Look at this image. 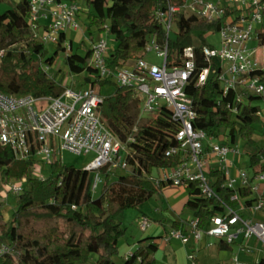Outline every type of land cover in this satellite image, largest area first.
I'll list each match as a JSON object with an SVG mask.
<instances>
[{
    "label": "trees",
    "instance_id": "16d2710c",
    "mask_svg": "<svg viewBox=\"0 0 264 264\" xmlns=\"http://www.w3.org/2000/svg\"><path fill=\"white\" fill-rule=\"evenodd\" d=\"M7 0H0V4ZM93 13L87 11L92 24L115 35L117 45L108 51L109 66H118L127 60L142 56L146 52L144 44L148 36L155 35L159 42L166 38L163 25L155 18L154 10L159 0H81ZM171 4L182 0H169ZM264 2V0H261ZM28 0H18L0 12V90L6 93L28 92L34 95H57L65 85L64 76H58L60 69L49 74L41 67L44 62L54 65L59 49L49 53L45 45L34 39L29 24ZM177 31L169 37L167 65L180 64L183 48L192 44V33L217 32L223 23L220 19L199 18L181 8L176 14ZM90 31V29H89ZM133 39H139L132 43ZM59 46V44H58ZM77 49L67 54L65 60L69 71L78 76L80 85L91 84L103 95L100 113L108 128L121 141H126L134 132L139 116V98L133 89L115 85L109 94L101 92L110 80L97 77L95 68L89 63L91 46L81 41ZM201 45H196V73L208 63L201 53ZM222 67L211 62L204 84L189 83L186 91L191 94L196 110L194 125L205 130L208 137L217 134L223 127L231 143L246 141L245 152L253 176L264 171V145L254 138L255 124L261 122L260 105L254 100L264 96L247 93L245 101L238 104L239 110L233 114L227 107L234 94L224 93L218 75ZM134 104V106H133ZM178 122L168 113H157L138 123L134 141L128 142L127 161L130 172H120L112 177L103 168L104 178L98 195L91 190L93 171L85 167L64 164L55 158L51 163L48 177L30 175L32 161L18 160L13 150L0 144V193L6 183L26 176L28 185L15 194V209L10 220H5L1 210L6 204L0 195V244L7 241L16 249L14 254L0 257V264H114L112 255L119 251V238L125 229L117 220L119 212L126 208H138L141 203L161 191L148 175L154 168L173 166L178 162L176 155H166V150L174 144V134ZM264 132V131H263ZM211 174L217 177L214 184L217 192L227 198L233 190L221 187L225 175L218 169ZM188 199L185 207L193 210L201 227L209 224L211 216L221 207L216 196H203L194 182L186 187ZM239 194L247 198L252 194L250 187L239 188ZM245 203L251 205L252 199ZM236 206V201H229ZM264 210V206L262 208ZM181 226L174 221L172 227ZM232 244L220 240L217 248L231 249ZM158 244L151 237L137 241V247L126 257L123 264H157L155 253ZM92 253L97 257L89 262ZM257 264H264V257Z\"/></svg>",
    "mask_w": 264,
    "mask_h": 264
},
{
    "label": "built area",
    "instance_id": "2783aa9c",
    "mask_svg": "<svg viewBox=\"0 0 264 264\" xmlns=\"http://www.w3.org/2000/svg\"><path fill=\"white\" fill-rule=\"evenodd\" d=\"M28 5V24L38 42L60 44L66 30L80 27L77 0H28ZM181 8L196 17L220 19L223 23L217 31L219 47L210 43L201 44V53L208 65L195 77L196 45L193 43L183 48L180 64L166 63L172 25L175 23L177 26L175 14ZM154 15L163 25L166 38L159 42L155 35L148 36L144 42L145 55L112 67L107 61L106 39L100 37L91 46L89 63L95 68L97 77L114 80L118 86L130 87L139 98V116L134 132L126 141H121L103 120L99 109L103 95L95 86L64 84V90L57 95L6 93L0 90V144L9 146L16 159L31 160L32 167L39 161L51 163L55 158L61 160L63 149L78 154H93L85 168L93 171L91 190L95 192L103 182L104 167L112 177L120 172H130L126 158L130 151L128 142L135 140L138 123L157 113H168L178 122L179 128L166 155H176L178 162L173 166L154 168L148 177L158 186L173 184L186 187L194 182L201 195L218 197L221 207L211 216L208 226L201 227L198 217L193 216L180 221V227H172L165 241L175 238L185 244H194L189 254L193 264L196 259L194 251L204 237H214L227 244L254 238L262 243L264 257V220L247 212L248 209L261 210L264 200L259 198L247 205V198L239 194V188L245 187H250L252 192L264 190V171L251 179V171L237 166L229 169V162H233L232 154L241 152L238 146L240 140L231 143L225 134L218 139L214 138L215 135L210 138L205 130L196 128V110L191 94L186 91L191 82L196 86L205 83L209 66L215 61L222 67L218 78L224 93L234 91L227 104L233 114L238 112V104L245 101L247 93L264 96V3L261 0H182L181 3L171 4L169 0H159ZM48 16L49 23L39 22L40 17ZM104 27L107 30L106 24ZM61 44L67 52L71 51L69 42ZM150 51L161 58L160 63L146 59V53ZM223 62L227 63L226 68H223ZM41 67L46 72L50 69L44 62ZM207 168L208 174L205 171ZM214 168L225 175L221 187L234 192L227 198L222 197L214 186L217 182V177L211 174ZM24 181H27L26 177L5 184L2 190L4 197L6 191L14 194L21 192ZM229 201H236L237 205L232 206ZM149 225V218L143 216L140 228L144 230ZM13 252L12 243L0 244V257ZM229 264L244 262L234 254Z\"/></svg>",
    "mask_w": 264,
    "mask_h": 264
},
{
    "label": "rangeland",
    "instance_id": "374dc122",
    "mask_svg": "<svg viewBox=\"0 0 264 264\" xmlns=\"http://www.w3.org/2000/svg\"><path fill=\"white\" fill-rule=\"evenodd\" d=\"M16 0H7L4 3L0 4V12H2L6 7H9L15 3ZM79 3V11H78V22L80 27L77 30L73 29H68L64 32L63 37L61 38V43L66 41L71 44V51H74L77 49L80 52H84V48H79L78 45L80 42L83 40L85 41L86 45L92 46L94 42H96L100 37H104L107 41V46H108V51H110L112 48H114L118 41L115 38V35L113 33H109L107 30L100 29L97 24H92L90 18L87 15V11L90 13H93L92 8H88L87 5L81 1L77 0ZM264 3V2H263ZM40 23H49L50 22V17H40L39 18ZM90 29V31H89ZM177 30V26L175 23L172 25V31L171 35L174 36L175 31ZM139 39H133L132 43L138 42ZM149 43V42H148ZM192 43L195 45H201V44H213L215 47L220 46V36L218 32H213L211 34H206L205 32H200V31H195L192 33ZM45 47L47 48L49 53H53V51L57 47H61L62 45L57 43H52L46 41L44 43ZM69 51V52H71ZM66 50L59 49L58 55L56 57L54 65L50 66V69L48 70L49 74H54L56 70L60 69V74L58 76V79L60 76H64L63 79V84L66 85H74L76 87L80 86V79L78 76L72 74L69 71L67 62L65 60L67 54L69 53ZM145 55V54H143ZM146 59L150 61H154L157 63L161 62V58L157 57L154 51H150L146 53ZM227 63L223 62V68H226ZM114 80H111L106 86L102 87L101 92L103 94H109L111 93L114 88ZM255 104L260 105L261 111H260V118L261 122L258 124H255L256 132L254 135V138L256 139L257 143L259 145H264V132H263V126H264V97L255 99L254 100ZM134 106V104H133ZM139 110V109H138ZM223 127L219 128L217 130V134L214 136V138L218 139L221 137L223 134ZM238 146L240 148V154H232V159L233 162H229V169L233 170L235 166L244 168L247 171L250 172V167H249V159L248 156L245 152V143L246 141L243 140L240 137V141H238ZM61 161L64 164L68 165H74L77 167H86V165L92 160L93 154L91 153H75L73 151L63 149L61 150ZM210 164V162H209ZM121 171V170H120ZM156 171V170H154ZM206 173L208 174V168L205 170ZM51 173V165L50 163H47L45 161H39L35 166H33L30 170V175L34 177H48ZM26 177V176H24ZM23 178V177H22ZM19 180V179H18ZM15 180L10 181L9 183L13 182ZM8 184V183H6ZM103 182H101L95 191V195H98L101 191ZM24 186L28 185L27 181L23 182ZM3 190V189H2ZM156 194L155 193L151 198L148 200L144 201L139 205L138 208H126L122 210L121 212L118 213L117 215V220L120 222L121 220V225L125 229L124 235L119 238L121 244L123 242V238L126 235L127 237H130L132 233L143 234V232L149 228L147 227L146 229H141L139 226L140 218L142 217L143 212H147L151 217H157L155 213V207L160 204L159 199H156ZM1 197L5 198L6 204L4 208L1 210L4 219L5 220H10V216L12 211L15 209V194L11 191H6L5 192V197L3 195V191L0 193ZM139 211V222L136 223L133 218H135L136 212ZM248 214L251 216H254L255 218L262 219L261 217L259 218L258 216L261 215V211H253L252 209L247 210ZM191 213V211H190ZM169 224V222H168ZM209 240V243L203 247L197 254L199 257V264H229V260L227 258L223 257V254L221 251H219L216 247V241L217 239L214 237H204L202 239V242H205L206 240ZM7 241L3 242L6 243ZM119 242V243H120ZM207 242V241H206ZM250 246H251V252L250 253H245L242 251H239V245L235 244L234 250L233 251H226V254L233 255V253H237L239 256L240 260L244 262V264H255L256 261L259 259L261 255V249H262V243L259 241L251 242V240L246 241ZM16 249L14 247V253H16ZM97 254L92 253L90 256L89 262H94L96 259Z\"/></svg>",
    "mask_w": 264,
    "mask_h": 264
},
{
    "label": "crops",
    "instance_id": "0c3cea01",
    "mask_svg": "<svg viewBox=\"0 0 264 264\" xmlns=\"http://www.w3.org/2000/svg\"><path fill=\"white\" fill-rule=\"evenodd\" d=\"M247 198L252 199V203H255L259 198L264 200V190L260 189L258 192H252V194ZM156 199H159L160 202V204L155 207L157 217H151L146 211L143 212L142 217L146 216L150 220L149 228H147L140 236L135 233H132L130 237L125 235L122 244L119 240V251L117 254L112 255L114 264H123L126 257L137 247V241L144 237H151L152 240L158 244V248L155 253L157 264H193L192 260L189 258V254L192 251L194 244H185L175 238H171L168 242L164 239L168 231L172 228V223L174 221H182L190 219L194 216L193 210L185 207V202L188 199V193L185 186L165 184L162 186L161 191L156 194ZM260 211L261 215L258 217H261V220H264V210L261 209ZM133 220H135L136 223L139 222V211L136 212ZM247 240H251V242L254 243L257 241L254 238H248L242 243H235L239 245V251L245 253L251 252V246L246 242ZM206 241H200L198 243V249L194 251L196 255L194 264H199V257L197 253L203 249L207 243H209L208 239ZM218 241L220 240L216 241V247ZM235 244H232L233 246L231 249L217 248L222 252L223 257L229 260V263L232 255L226 254V251H233ZM234 254L237 253H233V255ZM261 256L262 249L259 259ZM258 260L255 264H257Z\"/></svg>",
    "mask_w": 264,
    "mask_h": 264
}]
</instances>
